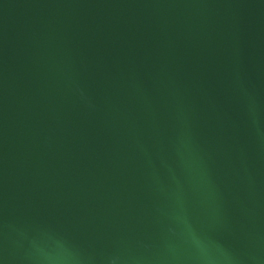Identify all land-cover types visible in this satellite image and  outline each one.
<instances>
[{
  "label": "water",
  "instance_id": "water-1",
  "mask_svg": "<svg viewBox=\"0 0 264 264\" xmlns=\"http://www.w3.org/2000/svg\"><path fill=\"white\" fill-rule=\"evenodd\" d=\"M0 264H264V0H0Z\"/></svg>",
  "mask_w": 264,
  "mask_h": 264
}]
</instances>
